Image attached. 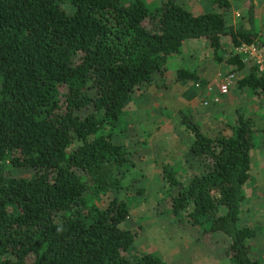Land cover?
<instances>
[{
  "label": "trees",
  "instance_id": "obj_1",
  "mask_svg": "<svg viewBox=\"0 0 264 264\" xmlns=\"http://www.w3.org/2000/svg\"><path fill=\"white\" fill-rule=\"evenodd\" d=\"M209 1L214 9L191 14L176 0L151 9L143 0H0V264H168L155 252L128 256L140 233L121 226L128 204L98 202L131 163L109 129L188 39L205 38L218 52L226 38L259 48V60L229 54L222 62L244 69L236 87L264 104V36L252 27V0L247 28L226 24L218 9L228 0ZM175 79L204 84L185 68ZM180 123L197 167L180 179L162 166L175 191L165 213L226 235L230 264H260L249 256L255 228L239 217L251 120L235 110L230 133L213 137L189 114Z\"/></svg>",
  "mask_w": 264,
  "mask_h": 264
},
{
  "label": "rangeland",
  "instance_id": "obj_2",
  "mask_svg": "<svg viewBox=\"0 0 264 264\" xmlns=\"http://www.w3.org/2000/svg\"><path fill=\"white\" fill-rule=\"evenodd\" d=\"M160 1L143 0L149 9ZM176 1L191 14L214 9L209 0ZM248 1L228 0L229 5L225 9H218L223 12L226 24L248 27ZM252 4L255 8L252 27L264 36V0H252ZM215 52L219 60L213 58ZM229 54L248 60L250 57L257 59L260 49L253 47L250 54L249 50L240 49L226 38L222 40L218 52L208 45L205 38L185 40L180 52L168 57L166 72L155 76L156 84L154 80L150 86L134 89L123 114L109 129L112 142L126 150L131 163L117 172V188L100 196L98 202L102 204L107 197H115L128 204L129 211L121 226L140 229L127 252L132 258L145 252H155L168 264H230L226 235L205 231L188 223L178 224L175 218L165 213L164 199L175 191L160 173L162 166H167L176 177L185 179L197 167L188 155L192 135L180 123L181 113L192 116L208 137L230 133L235 113L230 107L221 108V97L216 87L219 75L231 73L233 80L230 87L236 89L235 84L245 71L235 70L234 65L222 62ZM177 68L206 77V83L200 85L188 79H175ZM213 76L212 81L210 78ZM215 97H218L217 101H213ZM233 98L236 101L234 106L239 105L236 109L251 120L253 128V145L249 151L250 174L243 185L244 200L239 217L255 228L249 256L264 264V104L261 98L245 87L239 88ZM13 171L25 173L24 169Z\"/></svg>",
  "mask_w": 264,
  "mask_h": 264
},
{
  "label": "crops",
  "instance_id": "obj_3",
  "mask_svg": "<svg viewBox=\"0 0 264 264\" xmlns=\"http://www.w3.org/2000/svg\"><path fill=\"white\" fill-rule=\"evenodd\" d=\"M245 71V70H244ZM196 74V73H195ZM197 75V77L199 78V80H201V81H203L204 82V84L206 83V77H202V76H200L199 74H196ZM200 76V77H199ZM214 77L215 76H213V77H211L210 79H212V81L214 80ZM203 84V85H204ZM215 85V84H214ZM230 87V86H229ZM235 88L236 89H233V88H229V90H228V92L226 93V94H224V95H219L220 97H221V101L219 102V104H220V106H221V108H224V109H226V108H228V107H230V109L232 110V112L233 113H235V110H238V109H236V108H238V106L239 105H236V106H234V104H235V99L233 98L234 97V95L236 94V93H238L239 92V88L238 87H236V85H235ZM216 91H217V88H216ZM233 98L234 100H233V102H232V99L231 98ZM231 99V100H230ZM201 130V129H200ZM249 162H250V159H249ZM256 165H257V161H256ZM257 168H258V165H257ZM249 169H250V165H249ZM259 169V168H258ZM260 171V170H259ZM248 174H250V170H249V172H248ZM256 176V178L258 179L259 177V175L258 174H256L255 175ZM258 181H260V180H258Z\"/></svg>",
  "mask_w": 264,
  "mask_h": 264
},
{
  "label": "built area",
  "instance_id": "obj_4",
  "mask_svg": "<svg viewBox=\"0 0 264 264\" xmlns=\"http://www.w3.org/2000/svg\"><path fill=\"white\" fill-rule=\"evenodd\" d=\"M240 49H246L249 50V53L252 54L253 51V47L255 48V46L253 44H249V45H245V44H240ZM260 56L257 57L256 60H259ZM219 82L217 84V94L219 95H224L228 92V88L233 80V75L231 73L227 74V75H219ZM218 97H215L213 99V101H217Z\"/></svg>",
  "mask_w": 264,
  "mask_h": 264
}]
</instances>
